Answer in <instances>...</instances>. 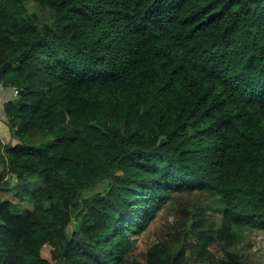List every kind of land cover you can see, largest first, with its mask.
<instances>
[{"label":"trees","instance_id":"trees-1","mask_svg":"<svg viewBox=\"0 0 264 264\" xmlns=\"http://www.w3.org/2000/svg\"><path fill=\"white\" fill-rule=\"evenodd\" d=\"M0 125V264H244L264 0H0Z\"/></svg>","mask_w":264,"mask_h":264},{"label":"rangeland","instance_id":"rangeland-1","mask_svg":"<svg viewBox=\"0 0 264 264\" xmlns=\"http://www.w3.org/2000/svg\"><path fill=\"white\" fill-rule=\"evenodd\" d=\"M0 129L2 130V126L0 125ZM4 131H2V136L4 135ZM40 181H32L30 187L32 189L36 188L40 185ZM29 207V205H27ZM22 208H26L22 206ZM163 229L162 223L159 222L152 228V233H159ZM241 235L245 236L242 241H240L238 245V249L241 253V260L244 264H252L254 262L252 253L255 254L256 258L264 261V233L262 232H251L244 231L240 232ZM140 250H144L145 242L141 244V241L138 240ZM137 247V248H138Z\"/></svg>","mask_w":264,"mask_h":264},{"label":"crops","instance_id":"crops-1","mask_svg":"<svg viewBox=\"0 0 264 264\" xmlns=\"http://www.w3.org/2000/svg\"><path fill=\"white\" fill-rule=\"evenodd\" d=\"M8 96H10L9 93H5V94H3V97H8Z\"/></svg>","mask_w":264,"mask_h":264}]
</instances>
